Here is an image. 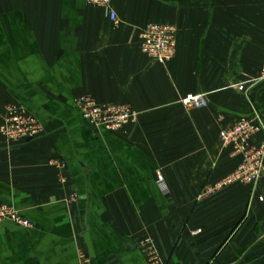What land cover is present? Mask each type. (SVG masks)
<instances>
[{"label": "crops", "instance_id": "crops-1", "mask_svg": "<svg viewBox=\"0 0 264 264\" xmlns=\"http://www.w3.org/2000/svg\"><path fill=\"white\" fill-rule=\"evenodd\" d=\"M0 0V127L5 106L44 131L0 132V204L29 219L0 223V264H264V176L203 194L240 163L221 132L257 111L264 121V0ZM177 28L162 64L141 48L149 23ZM245 84L247 90H239ZM208 105L188 109V95ZM89 95L130 104L121 130L97 129L76 107ZM264 141V131L251 137ZM168 185L163 192L156 173Z\"/></svg>", "mask_w": 264, "mask_h": 264}, {"label": "built area", "instance_id": "built-area-1", "mask_svg": "<svg viewBox=\"0 0 264 264\" xmlns=\"http://www.w3.org/2000/svg\"><path fill=\"white\" fill-rule=\"evenodd\" d=\"M88 4L103 7L109 11L111 20L117 24L119 19L112 8V0H85ZM177 28L172 24L149 23L141 31L142 51L154 60L166 64L176 53ZM253 83L264 81V62L259 75L252 78ZM239 90H247L245 84L238 85ZM188 109L201 108L208 105L204 94L188 95L181 99ZM76 107L83 118L93 127L109 132L121 130L125 125L136 120L138 113L130 104L100 103L89 95L76 98ZM3 123L0 132L10 143L30 140L38 137L44 131L39 119L29 112L25 106L9 103L5 106ZM264 131V121L261 115L254 111L250 117L239 119L232 127L221 132L225 146H232L234 154L241 160L236 169L220 179L215 184L207 185L203 194H213L223 187L234 184L256 185L264 176V141L254 145L251 140L256 133ZM158 185L165 193L168 185L161 171L156 173ZM11 221L18 226L32 228V222L25 218L14 207L0 204V223ZM80 264H94L92 258L83 251L79 252Z\"/></svg>", "mask_w": 264, "mask_h": 264}]
</instances>
